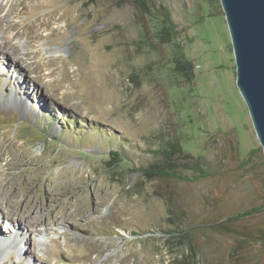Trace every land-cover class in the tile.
Returning a JSON list of instances; mask_svg holds the SVG:
<instances>
[{
  "label": "rangeland",
  "instance_id": "374dc122",
  "mask_svg": "<svg viewBox=\"0 0 264 264\" xmlns=\"http://www.w3.org/2000/svg\"><path fill=\"white\" fill-rule=\"evenodd\" d=\"M145 1L163 35L132 0H0V264H264V211L231 220L253 255L216 230L264 202L219 0Z\"/></svg>",
  "mask_w": 264,
  "mask_h": 264
},
{
  "label": "water",
  "instance_id": "95a60500",
  "mask_svg": "<svg viewBox=\"0 0 264 264\" xmlns=\"http://www.w3.org/2000/svg\"><path fill=\"white\" fill-rule=\"evenodd\" d=\"M235 63V83L264 156V0H219Z\"/></svg>",
  "mask_w": 264,
  "mask_h": 264
},
{
  "label": "trees",
  "instance_id": "16d2710c",
  "mask_svg": "<svg viewBox=\"0 0 264 264\" xmlns=\"http://www.w3.org/2000/svg\"><path fill=\"white\" fill-rule=\"evenodd\" d=\"M132 2H134V4L139 8L138 10L140 11V13L142 15L147 16L146 23L149 22L152 25H156L159 28V32L162 33V35H163V33H165V31H169L171 29V26L169 25V22H168L167 14L163 11V9L155 8L153 11H151L148 8L145 0H132ZM155 13H157L158 16H163L164 19L155 20V18H157V15ZM170 36H172V34ZM179 56L180 55L177 54V57H179ZM261 150H263V149H261L260 146L257 147L256 149H252L250 151L248 157L247 158L245 157L241 163L243 165H247L249 163L248 161L251 159L252 155L256 154V152H260ZM171 152L172 151H170V150H165L166 154H171ZM115 155H117V157H119V155L117 153H115ZM167 173L168 172H163L161 174L166 175ZM262 209H264V202H263V204L253 206L249 209L238 211L234 215H230V214L227 216L222 215L219 218H217L218 219L217 223H219V222H222V223L218 224L219 227L216 228V230L218 233L226 234L227 236L230 235L232 238H235V239L241 238L242 241L244 243H246L245 247H247V248H244L245 253L248 254V252H249V255H253L256 251H258V248L254 249L253 246L259 245V241H260L261 237H259V235H257L254 231H252V229L248 230L247 232L246 231L245 232L236 231L233 227L234 224L231 220L236 219V218H243L244 220L245 219L247 220L248 218L253 217L254 213H261L262 211H264ZM183 261H185L184 263H187V261H189V259L183 260ZM190 264H193V263H190ZM245 264H247L246 261H245ZM248 264H251V263L248 262Z\"/></svg>",
  "mask_w": 264,
  "mask_h": 264
},
{
  "label": "bare ground",
  "instance_id": "6f19581e",
  "mask_svg": "<svg viewBox=\"0 0 264 264\" xmlns=\"http://www.w3.org/2000/svg\"><path fill=\"white\" fill-rule=\"evenodd\" d=\"M4 43V42H3ZM5 46H7L6 44H4ZM4 46V47H5ZM0 47H1V45H0ZM3 47V46H2ZM13 50V49H12ZM13 52H16V50L14 49L13 50ZM26 55V54H25ZM27 56V55H26ZM29 225L30 224H33V222L32 221H28L27 222ZM12 236V235H11ZM4 239H7V238H5V237H2V239L0 238V245L2 246L3 244H5L6 242H7V240H4ZM8 239H10V238H8ZM2 240H4V241H2ZM11 244H13L12 242L10 243V244H7V246H9V245H11Z\"/></svg>",
  "mask_w": 264,
  "mask_h": 264
}]
</instances>
